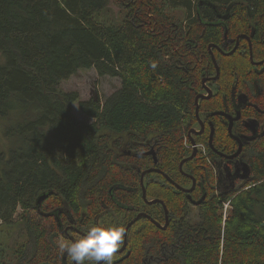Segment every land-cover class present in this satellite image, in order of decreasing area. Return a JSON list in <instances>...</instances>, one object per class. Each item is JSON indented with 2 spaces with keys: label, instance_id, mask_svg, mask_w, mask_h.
Instances as JSON below:
<instances>
[{
  "label": "trees",
  "instance_id": "1",
  "mask_svg": "<svg viewBox=\"0 0 264 264\" xmlns=\"http://www.w3.org/2000/svg\"><path fill=\"white\" fill-rule=\"evenodd\" d=\"M111 2L123 10L121 18L109 12ZM214 5L235 9L230 26L264 25V0H0V119L8 140L0 145L1 223L10 225L22 209L21 241L10 253L0 245V264L46 257L50 230L32 212L41 194L61 185L74 199L79 185L99 184L104 194L112 184L126 185L127 155L117 148L129 147L132 137L158 138L161 165L176 142L182 147L197 63L205 67L207 45L220 36L198 21L197 10ZM174 10L183 13H169ZM90 68L119 77V88L104 100L86 101L61 90L63 80ZM76 101L91 123L73 114ZM260 143L241 183L208 191L196 222L181 199L172 198L177 226L153 228V264H264V139ZM140 237L146 242L145 228ZM140 243L133 250L137 264H145Z\"/></svg>",
  "mask_w": 264,
  "mask_h": 264
},
{
  "label": "flooded vegetation",
  "instance_id": "2",
  "mask_svg": "<svg viewBox=\"0 0 264 264\" xmlns=\"http://www.w3.org/2000/svg\"><path fill=\"white\" fill-rule=\"evenodd\" d=\"M207 7L204 12L197 10V19L206 28L220 30V36L207 45L205 67L200 70L197 63L199 79L193 90L189 124L181 137L182 147L180 140L176 142L161 165L158 138L132 137L129 147L117 148L127 155L123 165L130 178L126 185L112 184L106 194L97 191L102 189L99 184L79 185L74 199L62 193L61 185L51 193L46 191L32 211L50 230L46 257L37 264H73L66 253L58 251L57 241L80 239L98 225L124 229L113 264H137L133 245L140 239L145 264H153V228L166 231L177 226L169 212L173 197L180 198L197 219V207L208 191L217 193L228 187V181L231 186L241 183L250 167L251 152L259 149L264 139V25L230 26L235 9ZM86 189L95 192L86 193ZM48 197L52 199L46 202ZM143 228L144 243L140 237Z\"/></svg>",
  "mask_w": 264,
  "mask_h": 264
},
{
  "label": "rangeland",
  "instance_id": "3",
  "mask_svg": "<svg viewBox=\"0 0 264 264\" xmlns=\"http://www.w3.org/2000/svg\"><path fill=\"white\" fill-rule=\"evenodd\" d=\"M109 9V12L111 11L114 15H117L120 18L123 16V10L113 2L110 3ZM172 12L178 15V17L183 13L180 10L170 11L169 13ZM59 86L63 91H76L79 95V99L83 101L89 100L93 97L104 100L105 97L109 96L113 91L119 88L120 78L109 75L101 76L96 73L94 68L79 69L75 74L63 80ZM72 112L80 122L85 123L92 121L91 118H87L82 114L77 106V101L72 104ZM3 124L4 122L0 119V145H5L8 142L7 139H4L1 133ZM228 208H230L229 202H225L223 207H221L220 212L225 216L228 213ZM21 211L22 209L17 208L10 225H4L0 220V245L3 246L8 253H10V249L17 241H21V238L19 239L22 232L21 224H19ZM188 219H190L191 222L196 221L190 212L188 214Z\"/></svg>",
  "mask_w": 264,
  "mask_h": 264
},
{
  "label": "clouds",
  "instance_id": "4",
  "mask_svg": "<svg viewBox=\"0 0 264 264\" xmlns=\"http://www.w3.org/2000/svg\"><path fill=\"white\" fill-rule=\"evenodd\" d=\"M123 237L124 229L121 227L98 225L89 228L80 239L58 240L57 248L60 253H66L73 264H85V261L113 264L114 254L120 248Z\"/></svg>",
  "mask_w": 264,
  "mask_h": 264
},
{
  "label": "water",
  "instance_id": "5",
  "mask_svg": "<svg viewBox=\"0 0 264 264\" xmlns=\"http://www.w3.org/2000/svg\"><path fill=\"white\" fill-rule=\"evenodd\" d=\"M235 154H236V153H235ZM181 164H182V162H181ZM181 164H180V165H181ZM187 190H190V189H187ZM43 197H44V194L41 195V196H39V199L37 200V202H39L40 199H42ZM203 199H204V195H203L200 199L197 200V202H196L197 205L200 204V202H201Z\"/></svg>",
  "mask_w": 264,
  "mask_h": 264
},
{
  "label": "bare ground",
  "instance_id": "6",
  "mask_svg": "<svg viewBox=\"0 0 264 264\" xmlns=\"http://www.w3.org/2000/svg\"><path fill=\"white\" fill-rule=\"evenodd\" d=\"M258 85V84H257ZM257 89H259V88H257Z\"/></svg>",
  "mask_w": 264,
  "mask_h": 264
}]
</instances>
